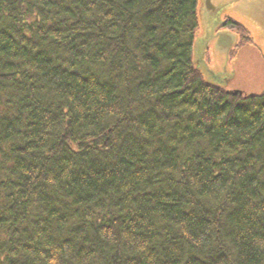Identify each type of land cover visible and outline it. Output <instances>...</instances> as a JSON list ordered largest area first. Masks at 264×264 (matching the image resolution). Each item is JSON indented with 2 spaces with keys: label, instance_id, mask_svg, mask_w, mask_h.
Returning a JSON list of instances; mask_svg holds the SVG:
<instances>
[{
  "label": "trees",
  "instance_id": "trees-1",
  "mask_svg": "<svg viewBox=\"0 0 264 264\" xmlns=\"http://www.w3.org/2000/svg\"><path fill=\"white\" fill-rule=\"evenodd\" d=\"M198 2L0 0V264H264V90L195 69Z\"/></svg>",
  "mask_w": 264,
  "mask_h": 264
},
{
  "label": "water",
  "instance_id": "water-1",
  "mask_svg": "<svg viewBox=\"0 0 264 264\" xmlns=\"http://www.w3.org/2000/svg\"><path fill=\"white\" fill-rule=\"evenodd\" d=\"M197 15L200 33L193 41V65L206 82L226 89L235 75L234 69L228 67V60L238 37L220 28L226 18L238 23L253 34L255 45L264 56V0H199ZM210 48L212 66L205 60ZM232 93L242 95L239 90Z\"/></svg>",
  "mask_w": 264,
  "mask_h": 264
},
{
  "label": "rangeland",
  "instance_id": "rangeland-1",
  "mask_svg": "<svg viewBox=\"0 0 264 264\" xmlns=\"http://www.w3.org/2000/svg\"><path fill=\"white\" fill-rule=\"evenodd\" d=\"M228 31L235 32L241 40L229 55L228 67L234 69L235 75L226 90L229 92L239 90L242 95L260 93L264 90V56L255 47L247 45L248 38H243V34H246L245 36H249V34L244 32L242 28L237 27L235 31L231 29ZM251 35L253 36V34ZM253 43L255 44L254 38ZM205 60L210 66L213 65L211 52L206 54Z\"/></svg>",
  "mask_w": 264,
  "mask_h": 264
},
{
  "label": "flooded vegetation",
  "instance_id": "flooded-vegetation-1",
  "mask_svg": "<svg viewBox=\"0 0 264 264\" xmlns=\"http://www.w3.org/2000/svg\"><path fill=\"white\" fill-rule=\"evenodd\" d=\"M224 20H226V19H224ZM232 22L234 23V21H232ZM235 24L238 25V27L242 28L244 32H247V34H249V36H245L246 34H243V38H244V37H247V38H248V44H247V45H248V46L255 47V48L258 50V48L256 47V45L253 43V36L251 35L252 33H251L250 31L246 30L244 27H241L238 23L235 22ZM220 29H221V28H220ZM221 30H228V29H227L225 26H223ZM235 34H236V33H235ZM236 35H237V34H236ZM237 37H238V40H237V42H236V44H235V48L238 46V43H239L240 40H241L239 35H238ZM208 52H211L210 49L207 51V53H208ZM259 53H260V51H259ZM260 54H261V53H260ZM261 55H262V54H261ZM262 56H263V55H262Z\"/></svg>",
  "mask_w": 264,
  "mask_h": 264
}]
</instances>
